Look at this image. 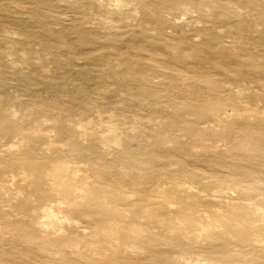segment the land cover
<instances>
[{
    "label": "bare ground",
    "instance_id": "obj_1",
    "mask_svg": "<svg viewBox=\"0 0 264 264\" xmlns=\"http://www.w3.org/2000/svg\"><path fill=\"white\" fill-rule=\"evenodd\" d=\"M201 1L83 0L82 5L86 13L95 8L103 13L99 19L109 27L118 18H132L141 12L143 22L153 23L152 28L160 36H164L165 24L172 22L170 17L188 14L192 8L201 11L205 20L231 26L240 37L252 30V22L258 25L260 20H264V0ZM219 38L207 32L202 40L219 47V54L213 55L221 58L218 61L206 56L198 62L196 51H193L195 55L188 53L190 57H186L185 51L178 45L180 42L170 36L161 38L160 43L170 48L172 59L181 65L178 68L182 74L189 75L190 72L193 77L198 74L202 78L200 73H203L208 79L214 75L211 72L213 67L220 68L228 76V79L221 77L223 88L235 97L236 102L228 104L211 98L206 91H213L214 87L194 84L180 75L176 77L172 74L177 70L174 63L165 64L157 72L135 71L133 75H128L147 85H158L161 91L194 97L190 109L199 119L195 126L188 124L181 136L176 134L160 139L162 144L177 145V149L172 145L176 152H193L201 147L215 153L219 151V145L213 143L216 140L230 149L232 146L246 148L253 138L239 127V123L264 119V103L261 104L264 91L257 92L242 84L237 68L221 61L238 55L233 48L220 47L216 43ZM187 58H197V62L192 63L199 65L196 67L199 73L190 71L193 65ZM115 64L108 63L107 66L111 70L109 73L118 75L123 72V63L118 58ZM134 64L137 65L136 70L140 69L136 61ZM235 64L238 66L239 63ZM113 66L121 68L116 71ZM155 73H158V78L161 76L158 82L153 81ZM261 82L264 85V81ZM120 93L129 97L124 91ZM185 106L187 104L168 107L179 111ZM85 112L82 109L70 112L63 106H48L37 114L38 127L44 126L47 120L52 121V136L53 131L66 135L70 139L69 147L73 142L81 146L84 137L90 135L86 147L99 145L102 151L108 150L110 144L120 145L122 137L126 138L123 135L136 131L137 117L128 122L124 117L116 119V115L108 114L109 117L103 119L97 117L95 121H85ZM16 114L17 111L12 108L9 119L0 116V137L12 139L5 147L0 145L3 146L0 148V243L6 235L12 237L17 233L18 236H29L33 242L44 241L56 251L60 247L67 249L85 264H152V259L160 263L158 257L154 258L161 250L167 260L165 264H251L248 249L264 251V192L258 188L248 190L250 195L241 203L233 196L227 197V192L226 196L218 195L216 198L207 195L208 190H222L219 180L214 186L200 184L194 189L191 182L188 185L181 182L177 173L160 178L147 172L136 176L133 171L116 173L108 168L98 171L88 169L82 162L54 148L52 136H36L33 128L29 131L30 128L24 126L23 118L15 121ZM30 115L27 114V117L30 118ZM202 118L207 119L208 126H201ZM235 139H238L236 143ZM25 141L27 143L23 145ZM59 145L62 146L61 143ZM116 157L119 160L123 158V152L117 151ZM174 158L179 161L177 156ZM126 209L132 210V218H128L129 210ZM74 213L87 224L81 223L80 219H72ZM34 216L43 230L33 225ZM205 227L208 231L204 235H195V231ZM144 238L151 241L152 248L144 245ZM192 248L196 249L193 253L188 251ZM123 254L133 256L124 261Z\"/></svg>",
    "mask_w": 264,
    "mask_h": 264
},
{
    "label": "rangeland",
    "instance_id": "obj_2",
    "mask_svg": "<svg viewBox=\"0 0 264 264\" xmlns=\"http://www.w3.org/2000/svg\"><path fill=\"white\" fill-rule=\"evenodd\" d=\"M82 1L0 0V116L9 119L10 109L13 108L18 113L15 121L23 118L25 123L28 122L26 125L24 123V126H28L29 131L33 128L36 136L47 138L52 136L50 128L53 122L47 120L44 123L45 127L42 125L38 127L40 123L37 114L48 106L55 108L63 106L70 112L85 110V121L89 119L95 121L97 117L103 119L109 117L108 114L116 115V119L124 117L128 122L137 117L135 133L123 135L126 138L122 137L120 145L110 144L109 151L107 149L102 151L99 145L86 147L90 135L84 137L85 141L81 138L83 140L81 146L73 142L69 147L70 139L58 131H53L54 136L51 140L59 152L71 156L72 159L95 171L105 168L116 173L133 171L136 172V176H142L147 172L154 173L160 178L177 173L181 177V182H185L186 185L191 182L194 189L200 184L208 183L214 186L219 180L224 191L220 189L217 191L219 194L216 191L215 194L208 190L207 195L212 198L218 195H228L230 198L233 196L241 203L245 202V198L250 195L247 191L252 188H258L263 193L264 119L239 123V127L253 138L250 146L246 148L232 146L230 149L223 147L222 141L216 140L213 143L219 145V151L216 150L215 153L201 147L193 152L184 150L176 152L174 149H177V145L162 144L160 139L176 134L181 136L185 133L183 128L188 124L195 126L194 123L199 119L190 109L194 97L161 91L157 88L158 85H147L135 76H129L135 71L157 72L165 64L174 63L177 70L172 74L176 77L180 75L183 78L187 77L186 81L194 84L214 87L215 90L206 91L211 98L221 99L228 104L236 102L235 97L223 88L222 78L228 79V76L220 68L213 67L211 72L214 75L208 79L203 73H200L202 78H199L198 74L193 77L190 72L189 75L183 72L185 76L179 71L178 66L181 65L172 59L170 48L160 43L161 38L170 36L174 41L180 42L178 45L185 51L183 53L186 57L189 56L188 53L195 55L193 51H196L199 56L198 62H202L206 56L210 60L218 61L221 58L213 55L219 54V47L202 41L207 32H211L220 37L216 41L220 47L233 48L238 55L233 58L225 57L221 61L232 68H237L242 84L257 92L264 91L261 82L264 81V20H260L258 25L252 22V30L240 37L231 26L226 27L224 24L205 20L201 11L192 8L188 14H180L177 19L170 17L172 22L168 21L165 24L164 36H160L152 28L153 23L143 22L144 16L141 12L132 17L135 18L133 22L132 18L121 17L109 27V24L106 25L99 19L103 13L96 8L86 13ZM165 18L169 20L168 15H165ZM118 58L123 63V72L118 75L109 73L111 70L107 64L114 65ZM135 61L140 68L138 70ZM187 61L193 65L190 71L199 73L196 68L199 65L192 63L197 62V58H187ZM235 62L241 66L239 64L237 66ZM118 67H114L116 71L121 68ZM158 76V73L154 74V82L161 80V76L159 78ZM122 91L129 94V97L119 94ZM179 104H187L185 106L187 109L174 111L169 108ZM30 113L32 116L29 118L27 114ZM206 120L200 119L201 126L209 125ZM49 132L50 134H47ZM11 141L12 139L0 137V145L4 147ZM22 143L25 145L27 141ZM117 151L123 152L124 157L120 160L116 157ZM175 156L179 161L174 158ZM128 212L130 219L133 217L132 210ZM72 219L80 218L74 213ZM80 222L87 224L82 219ZM33 225L38 230H43V227L37 224L35 216ZM207 231L205 227L195 231V235L201 237ZM150 242L147 238L143 239L147 248H152ZM188 251L193 253L196 249ZM248 251L251 264H264V251H258L257 248H249ZM173 252L179 253L177 250ZM132 256L121 255L124 261L131 259ZM157 257L161 260L160 263L152 259V264L167 262L162 250L156 253L154 259ZM145 262L147 263V260ZM0 264L85 263L67 249L60 247L56 251L52 245L44 241L33 242L29 240V236H18L15 233L12 237L6 235L0 243Z\"/></svg>",
    "mask_w": 264,
    "mask_h": 264
}]
</instances>
